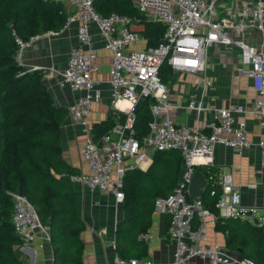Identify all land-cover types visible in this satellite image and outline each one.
<instances>
[{"label":"built area","instance_id":"built-area-1","mask_svg":"<svg viewBox=\"0 0 264 264\" xmlns=\"http://www.w3.org/2000/svg\"><path fill=\"white\" fill-rule=\"evenodd\" d=\"M72 7L64 23V29L76 24L77 45L69 48L63 70L58 74L57 85L77 93V98L67 107V116L72 124L83 129L85 141L79 155L87 173L69 175L68 180L90 192L112 197L114 204L122 202V178L125 167L137 168L148 153L176 150L181 157V172L171 192L163 199H155L154 208L167 215V235L173 244L171 264H183L191 259H200L204 264H254L247 258H239L218 244H207V230L215 225L216 217L240 218L238 186L232 183L229 173L217 177L208 176L219 190L214 204L216 215L201 207L199 201H187V186L196 165H205L214 148L221 146L232 150L235 155L257 148L260 166L264 169V2L243 4L234 13L213 19L222 0H134L139 14L149 20L158 21L164 27L161 39L154 48L142 50L131 46L139 37L127 28V17L110 14L99 16L92 8L93 0H60ZM90 26L102 40V48L110 55L108 69L109 101L115 106L124 101L131 107L138 98L153 100L149 106L151 116L148 133L137 141L132 137L131 111H125L124 122L114 126L98 139H92L87 116L93 102L99 98L98 84L91 74L94 71L91 49ZM257 34V44H248L250 32ZM39 35L27 41L15 39V60L20 63L21 52ZM212 44L239 51L242 65L241 77L250 80L255 98L250 105L262 128L256 143L246 138L244 129L236 124L228 109H213L211 120L203 131L196 126L189 128L176 124L172 118L173 105L168 91L158 77L157 68L165 59L174 72H202L204 56ZM35 68L29 70L34 71ZM210 84L209 80L205 85ZM186 112L197 117L209 109L197 100H189ZM235 112L241 111L239 108ZM126 160L130 164H125ZM249 189L256 187L248 184ZM12 202L11 224L15 236L22 245L36 238L48 240L46 229L41 225L35 208L19 194H9ZM209 196H214L210 191ZM137 240L151 242L152 237L140 233ZM101 264H152L147 259L122 260L114 256Z\"/></svg>","mask_w":264,"mask_h":264},{"label":"trees","instance_id":"trees-1","mask_svg":"<svg viewBox=\"0 0 264 264\" xmlns=\"http://www.w3.org/2000/svg\"><path fill=\"white\" fill-rule=\"evenodd\" d=\"M96 14L112 13L128 18L127 28L154 48L164 27L138 13L134 0H93ZM66 15L56 0H0V264H25L19 252L21 241L11 224L10 193L24 196L35 208L41 225L48 232L52 264H82L80 233L84 225L74 208L73 191L60 176L75 174L61 158L59 128L67 116L57 107L43 85V70L28 71L15 61V39L62 29ZM166 85L172 71L164 59L157 68ZM153 100L140 97L131 107L132 137L140 141L148 133ZM125 115L108 110L104 121L90 128L92 139L106 134ZM145 171L126 168L122 178L121 209L127 217L117 222L114 232L115 254L119 259H142L146 246L137 240L147 231L155 199L165 198L181 172V157L176 150L154 151ZM194 171L200 172L198 167ZM214 191V196H209ZM219 190L207 181L201 192V207L216 215L214 204ZM187 201H191L186 197ZM213 229L223 236L224 248L254 264H264V224L251 225L239 218L216 217Z\"/></svg>","mask_w":264,"mask_h":264},{"label":"crops","instance_id":"crops-1","mask_svg":"<svg viewBox=\"0 0 264 264\" xmlns=\"http://www.w3.org/2000/svg\"><path fill=\"white\" fill-rule=\"evenodd\" d=\"M56 1L62 4L66 18L73 13L70 5L60 0ZM255 1L222 0L221 5L215 10L213 19L224 18L234 13L243 4ZM89 33L94 54L92 60L94 71L91 77L97 82L100 94L98 100L92 103L87 116L90 129L92 125L105 120L108 110L124 114L125 111L131 109V106L128 104V106L119 107L120 101L115 106L110 105L108 86L110 55L103 50L102 40L93 26H90ZM257 40L258 37L254 31L250 32V38H245L246 43L254 46ZM76 45V24L72 23L66 29L63 24L58 32L48 31L39 34L37 39L22 50L21 64L16 62L28 71L33 68L43 70L42 82L51 95L54 105L64 107L66 110L78 94L71 92L67 87L60 88L57 85L58 74L65 66L69 48ZM144 46V41L139 38L131 48L142 50L145 49ZM203 66L202 72L197 73L172 71L171 79L165 87L170 103L174 106L171 110L174 122L189 128L199 126L201 130L206 131L205 126L211 120L212 110L228 109L231 111L234 122L244 129L246 138L256 143L263 131L257 118L250 113V105L255 98V93L251 81L241 77L242 65L239 51L235 48L212 44L205 53ZM208 80L210 84L206 86L205 81ZM189 100L199 101L203 107L209 109L208 112H202L196 119L192 112L184 110ZM235 108L241 111L235 112ZM118 124L120 123H116L115 126ZM59 136L61 158L75 170V174L72 175L87 173V168L79 155L80 147L85 141L83 129L72 124L66 116L60 125ZM150 155L151 153H148L143 157L140 166L135 169L145 171L151 161ZM206 162L205 165H196L200 170L198 173L204 179V185L209 175L217 177L222 173H229L232 183L238 186L239 208L243 212L239 220L251 225L264 224V169L260 166L257 148L242 151L236 156L232 150L216 146L211 158ZM125 164H130V161L126 160ZM67 176L69 175L60 176L59 180L73 191L74 208L77 217L84 225V230L80 233L82 264H101L109 261L116 256L115 225L124 220L127 213L121 209V203L114 204L111 196L90 192L81 185L70 182ZM251 183L256 184L254 189L247 187ZM247 213L250 216H246ZM254 221L255 224H253ZM167 227V215L153 208L149 228L144 232L152 237V241L143 242L146 246V253L142 259H147L152 264H171L173 244L168 238ZM206 236L208 245L218 244L224 248L221 233L212 228L207 230ZM19 252L23 255L25 264H52L49 241L44 238L39 237L29 244L21 245ZM183 264H204V262L200 259H191Z\"/></svg>","mask_w":264,"mask_h":264},{"label":"water","instance_id":"water-1","mask_svg":"<svg viewBox=\"0 0 264 264\" xmlns=\"http://www.w3.org/2000/svg\"><path fill=\"white\" fill-rule=\"evenodd\" d=\"M204 187V179L202 175L198 172H194L191 176L190 183L187 186V197L192 202H198L200 200L201 192ZM246 216H250L249 213H247ZM256 222L254 221L253 224Z\"/></svg>","mask_w":264,"mask_h":264},{"label":"bare ground","instance_id":"bare-ground-1","mask_svg":"<svg viewBox=\"0 0 264 264\" xmlns=\"http://www.w3.org/2000/svg\"><path fill=\"white\" fill-rule=\"evenodd\" d=\"M121 103H119V107H122V105L123 106H128V104L127 103H125V102H123V101H120Z\"/></svg>","mask_w":264,"mask_h":264}]
</instances>
